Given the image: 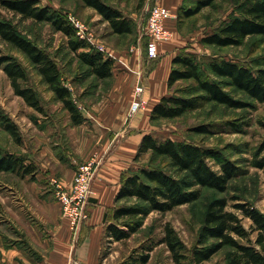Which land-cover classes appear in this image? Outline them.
I'll return each mask as SVG.
<instances>
[{
    "label": "trees",
    "instance_id": "1",
    "mask_svg": "<svg viewBox=\"0 0 264 264\" xmlns=\"http://www.w3.org/2000/svg\"><path fill=\"white\" fill-rule=\"evenodd\" d=\"M81 1L108 22L112 33L120 36L136 34L135 38L138 36L132 18L124 15L119 8L105 0ZM142 1L144 3L145 0ZM214 1L196 0L192 6H185L186 1L183 0L176 16L179 30H184L179 25L180 22L196 15ZM0 7L23 18L48 22L55 30L62 32L67 37L68 47L76 53L90 75V80L111 77L113 59L78 37L75 27L62 11L42 5L39 0H0ZM253 35L264 37V0L246 3L239 14L233 15L213 31L201 35L199 42L203 47L237 46L247 36ZM0 39L27 57L42 82L61 103L70 122L73 125L81 124L84 117L72 90L65 83L60 65L53 56L20 34L14 24L2 17ZM0 68L8 76L14 93L28 106L45 114L40 97L36 89L28 83L29 77L21 62L11 55L2 54ZM179 81L188 82L189 87L185 92L175 86ZM167 84L170 93L162 96L152 108L150 119L154 123L181 117L211 102L235 109L253 106L251 102L235 97L234 92H240L250 100L264 102V54L256 58L252 65H247L233 59L198 55L183 49L172 59ZM2 121L4 129L14 141H20L17 124L6 114ZM193 129L200 133L210 132L203 125ZM263 150L264 142L254 151L251 164L264 174V155H260ZM146 155V163L122 176L116 201L132 202L120 203L113 209V222L106 226L107 235L113 240H124L136 233L144 218L152 211L166 212L198 200L203 189L226 192L229 181L241 175V168L234 159L221 156L215 148L187 140L163 139L150 133L145 134L135 159ZM211 158L216 160L218 169H213L210 165ZM35 170V164L28 161L23 154L9 148H0V173H14L20 177L32 178ZM232 199V209H228V199L223 195L214 196L207 202L195 244L190 250H187L173 228L166 226L162 242L166 243L175 264H181L186 258L193 264H203L224 247L230 248L226 264H264V212L238 196H233ZM242 217L251 220L250 230L242 224ZM251 232L256 233L254 239L250 236ZM148 258V253L142 254L137 261L144 264Z\"/></svg>",
    "mask_w": 264,
    "mask_h": 264
},
{
    "label": "rangeland",
    "instance_id": "2",
    "mask_svg": "<svg viewBox=\"0 0 264 264\" xmlns=\"http://www.w3.org/2000/svg\"><path fill=\"white\" fill-rule=\"evenodd\" d=\"M119 8L124 15L132 18L133 25L139 29L144 25L147 11L146 2L142 0H105ZM185 6H192L196 0H185ZM252 0H215L212 5L204 7L199 13L186 18L179 25L189 34V47L198 55L207 54L218 58L233 59L240 63L252 65L256 58L264 54V37L247 36L240 45L216 47L198 46L196 40L204 33L213 31L219 25L228 21L233 15L239 14L242 7ZM42 5L62 11L84 22L93 32L95 38L106 45L127 46L135 41L136 34L117 36L112 33L108 23L93 9L83 4L81 0H39ZM0 17L7 19L16 27L17 31L29 38L47 51L60 65L65 83L71 87L75 97L82 95L80 81L95 84L90 75L78 60L76 53L70 50L67 37L55 30L48 22H38L23 18L19 14L0 7ZM8 54L21 62L25 68L29 81L33 86L45 108V114L39 113L14 93L8 76L0 68V148H9L19 152L35 164L37 169L43 166L39 154L32 152L36 148H80L79 132L70 127L69 119L62 105L54 97L53 92L42 82L34 66L27 57L15 47L0 39V55ZM203 66L205 61H203ZM89 85V83H88ZM80 86V87H79ZM176 87H189L188 82L179 81ZM180 89V90H181ZM85 93V92H84ZM235 97L251 102L253 106L235 109L226 106L207 103L202 107L185 113L174 119H163L156 122L157 137L172 138L174 140L196 142L206 147L215 148L221 156L234 159L241 168V175L229 181L228 189L219 193L211 189H203L201 197L188 204H182L166 212L152 211L143 220L138 231L124 240H111L105 247L104 259L106 264H139L142 254H149L144 264H175L165 242L162 239L166 226L173 228L184 242L187 250L195 244L200 229L207 202L214 196H226L228 209H232L233 196L254 204L264 212V174L263 171L251 164L254 151L264 142V102L248 99L240 92H234ZM74 97V98H75ZM4 114L8 115L19 128L21 140L15 142L13 137L4 129ZM233 123H237L234 125ZM203 125L209 133L194 131L195 126ZM82 148V147H81ZM264 155V150L260 154ZM148 155L139 159V164L147 162ZM213 169H218L215 159H209ZM36 169L35 174L39 171ZM14 173L0 174V198L3 203L0 210L9 208L11 194L24 195V202L34 204L29 194L38 190L40 183L31 182L30 176L20 177ZM57 177V176H56ZM59 178V177H58ZM57 201L51 184H40ZM51 187V189H50ZM26 200V201H25ZM131 203L123 200L121 203ZM18 204V203H17ZM242 224L251 229V220L242 217ZM22 223H24L21 220ZM256 233L251 232V238ZM230 248L224 247L217 251L203 264H226V256ZM188 254V251H186ZM189 256V255H188ZM181 264H193L189 258Z\"/></svg>",
    "mask_w": 264,
    "mask_h": 264
},
{
    "label": "crops",
    "instance_id": "3",
    "mask_svg": "<svg viewBox=\"0 0 264 264\" xmlns=\"http://www.w3.org/2000/svg\"><path fill=\"white\" fill-rule=\"evenodd\" d=\"M145 2L148 7L153 0ZM157 2L177 16L183 0ZM176 19L165 21L172 36L158 44L156 58L147 56L145 40L138 41L136 37L127 46L108 47L127 67L114 62L111 77L95 84L88 82L89 85L87 80L79 82L85 93L73 95L84 121L78 125L69 123L79 132L80 148L31 149L43 162L31 182L46 185L56 176L69 185L80 162L94 154L100 156L86 220L73 230L62 216L58 202L43 192L40 184H36L38 190L33 195L29 194L35 201L33 205L23 204L24 195L11 194L9 208L0 210V264H106L104 251L112 240L106 226L113 222V209L122 202L116 201L122 176L139 168L135 156L142 137L148 133L158 136L150 114L160 98L170 93L167 79L173 57L183 49L195 52L189 47L190 35L179 30ZM199 39L196 44L201 46ZM139 80L145 88V104L130 115L134 87ZM2 203L1 197L0 208Z\"/></svg>",
    "mask_w": 264,
    "mask_h": 264
},
{
    "label": "built area",
    "instance_id": "4",
    "mask_svg": "<svg viewBox=\"0 0 264 264\" xmlns=\"http://www.w3.org/2000/svg\"><path fill=\"white\" fill-rule=\"evenodd\" d=\"M146 11L147 16L144 25L138 30L137 40L142 41L144 39L147 56L156 58L158 56V44L169 40L172 36L171 31L165 26V21L171 17H176V15L168 7L158 3L157 0H153V3L146 8ZM68 19L75 27L78 37L88 41L93 48L113 59L114 62L119 61L121 65L127 67V63L124 60L118 59L106 45L95 38L92 30L84 22L72 15H69ZM144 89V85L139 80L134 87L133 99L129 107L130 115L143 108L145 104ZM100 161V156L94 154L80 162L69 185H65L58 177H52L50 180L60 212L68 220L73 230L85 221L88 216L87 203L91 194V183Z\"/></svg>",
    "mask_w": 264,
    "mask_h": 264
}]
</instances>
